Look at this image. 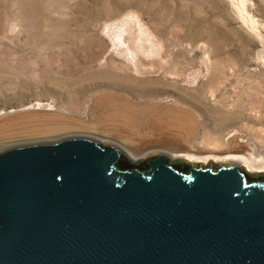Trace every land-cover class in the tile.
Returning <instances> with one entry per match:
<instances>
[{
    "label": "rangeland",
    "instance_id": "374dc122",
    "mask_svg": "<svg viewBox=\"0 0 264 264\" xmlns=\"http://www.w3.org/2000/svg\"><path fill=\"white\" fill-rule=\"evenodd\" d=\"M178 103L201 122L194 144L250 156L254 169L171 160L264 173V0H0V121L27 119L0 126V143L46 124L47 112L81 124L0 151L68 136L152 146L143 133L164 105ZM216 122L221 130L205 145V128ZM148 155L126 159L139 164Z\"/></svg>",
    "mask_w": 264,
    "mask_h": 264
},
{
    "label": "water",
    "instance_id": "95a60500",
    "mask_svg": "<svg viewBox=\"0 0 264 264\" xmlns=\"http://www.w3.org/2000/svg\"><path fill=\"white\" fill-rule=\"evenodd\" d=\"M87 136L0 151V264H264V173Z\"/></svg>",
    "mask_w": 264,
    "mask_h": 264
},
{
    "label": "bare ground",
    "instance_id": "6f19581e",
    "mask_svg": "<svg viewBox=\"0 0 264 264\" xmlns=\"http://www.w3.org/2000/svg\"><path fill=\"white\" fill-rule=\"evenodd\" d=\"M100 98H102V96ZM105 98H107V96ZM123 101H124V98H123ZM125 101H127V103L128 102L130 103L129 98H126ZM131 102H133V101L131 100ZM164 106H165V109L163 110L164 113L161 114V117H159V118L157 117L158 120H156V121L154 120L153 123H150L148 125L146 131L143 133L144 138L148 137L150 141L155 140V141H157L158 144H153L152 146L139 147V148L138 147L135 148L134 146H132L131 145L132 143L125 144V146L123 147V150L126 151L131 157L137 158L140 155H147V154L150 155L153 152H157V153H165V154H168L172 157L186 156L188 159H190L192 161H197V162H199V161L209 162L211 160H213V161H225V160L242 161L250 169H252V168L254 169V164H252V159L250 156H246L244 154L243 155L242 154H234L233 156H230L229 154L224 155L223 153H214L210 149H209V151H203V149H201L202 147L199 146L200 143L199 144L193 143L198 136V133H199V130L201 127L200 126L201 122L196 118V116L194 115L192 110L185 108L180 103L172 105V106H168V105H164ZM102 107H104V106H102ZM145 107H147V106H145ZM106 108L108 109V107H106ZM97 111H99V110L97 109ZM101 114H102L100 117L101 120L107 119V117H109L107 114H103V113H101ZM43 116H44V118L47 119L46 124H40L36 128L33 127L34 129H32L31 132H29V131L26 132V135L24 133L19 134L20 136L24 135V137H20V139L19 138L18 139H14V138L10 139L9 138L8 140H6V141H8V143L6 141L1 142L0 145H2L4 143H6L5 145H9V144H12L14 142L15 143L23 142V141H25V139L28 138L25 136H28V135L29 136L30 135H37V136L38 135H41V136L45 135L46 137H49V138L62 136L61 134L64 133L65 130L75 129L76 127H79L81 125V124L77 125V122L75 120L73 121V119L71 117H70L71 119H69V120L63 119L62 121H57L54 119V117H56L55 113L47 112V113H44ZM57 116H59V115H57ZM23 117L24 116H16L15 118L11 117L12 119L8 118L5 121H0V126H4L6 124H15L16 125V123L27 122V119H25ZM228 118H229L228 115H226L222 118L223 119L222 121L224 123L222 121L221 122L223 123V125L226 123L225 120L227 121ZM58 119H61V118H58ZM52 120H55V121H52ZM114 120H116V119H114ZM144 124H146V123H144ZM219 124H220V122H216L213 126L211 125V126L205 128V131H204V134L206 136L205 141H204V144L206 143L205 145H207V144L209 145V143L211 142V138H210L211 134H213V133L218 134L219 130H221L220 129L221 126ZM133 133H132L133 135L137 134L136 132H133ZM66 135H68V134L65 133L64 136H66ZM41 136L38 137V139L39 138L43 139ZM121 137H123V135ZM132 137L133 136L128 135V134H127V136H124V138L127 141H131ZM142 139H143V137H142ZM134 140H136V139H134ZM195 150H197L196 154L194 153V152H196ZM257 169L258 170H264V166L262 168H257Z\"/></svg>",
    "mask_w": 264,
    "mask_h": 264
}]
</instances>
